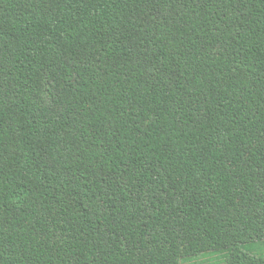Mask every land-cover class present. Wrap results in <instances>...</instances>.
Returning <instances> with one entry per match:
<instances>
[{
    "label": "trees",
    "instance_id": "obj_1",
    "mask_svg": "<svg viewBox=\"0 0 264 264\" xmlns=\"http://www.w3.org/2000/svg\"><path fill=\"white\" fill-rule=\"evenodd\" d=\"M0 264H264V0H0Z\"/></svg>",
    "mask_w": 264,
    "mask_h": 264
}]
</instances>
